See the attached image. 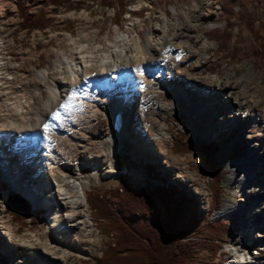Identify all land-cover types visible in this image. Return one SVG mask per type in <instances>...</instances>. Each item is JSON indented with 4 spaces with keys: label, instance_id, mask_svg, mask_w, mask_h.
Here are the masks:
<instances>
[{
    "label": "rangeland",
    "instance_id": "obj_1",
    "mask_svg": "<svg viewBox=\"0 0 264 264\" xmlns=\"http://www.w3.org/2000/svg\"><path fill=\"white\" fill-rule=\"evenodd\" d=\"M15 1L6 0L4 4L3 2L1 4L0 0V39L5 36V40L8 41L5 48L6 60L14 66L5 70L2 68L0 71V83L8 85L5 88L1 87L2 91H0L2 92L0 123L3 121L7 125L5 129L10 128L12 118L16 117L13 113L19 108L18 104L21 101L23 110H28L32 116H35V113L40 116L42 113L38 112L43 110L42 105L44 106L49 98V88L55 87L60 79L71 82L70 71L65 64H62V60L71 58L79 60V57L96 47L95 53L98 55L111 52L114 58L121 56L122 59L125 58L132 63L134 56L140 54L136 45L140 43L144 46L152 36L158 35L156 28L166 19L172 24L183 27V32L178 39L190 40L194 49L200 48L195 37H205L211 46L200 66L179 63L172 70L171 78L163 81L154 79L163 86L169 84L172 89L173 87L177 89L179 97H172L167 91H157L159 95L153 96L154 90H149V95L141 101L137 100L131 108L129 114L131 122L126 129L129 132L125 134L122 145L113 152L110 147L112 143L105 138V133L111 125L109 117L93 114L91 122L88 125L85 124L86 129L78 128L80 136L77 139H71L73 140L71 145L70 142L59 143L66 155L60 166L64 169V175L68 177L76 173L77 165H87V171L82 178L84 195L89 190L108 195L109 188L118 184L119 176L122 174H125L134 184L143 185L149 179L144 166L153 164L160 176L178 183L185 192L197 199V213L201 218L227 220L229 231L224 236L221 253L211 264H229L234 260L238 261L237 249L246 254L256 250L251 234L254 230H264V209L259 205L260 200H258L264 198V155L259 154L258 147L262 144L264 137L262 121L264 119V63L255 62L250 56L249 49L253 43V36L244 23L238 20V15L244 13L251 16L254 19V29L263 33L264 0H228L235 5L236 12L233 17L234 26L231 27L229 46L223 51L216 48L217 42L211 34L212 30L220 29L225 25L221 0H212V2H206L207 0H127L129 3L127 11L119 24L113 23V8L101 6L98 0L95 2L84 0L80 8L72 9L54 8L49 0H21L24 5L29 6V13L36 14L39 10H43L51 19V23L46 28H33L30 31L19 26L21 17L17 14ZM82 45L87 46L86 50L79 49ZM232 46L237 48V59L229 58V48ZM43 70L46 71V76H42ZM7 76H9L8 79ZM228 76L242 78L243 85L238 90H244L239 94V97L246 98L247 102L245 101L244 106L250 107L249 98L261 100L258 108L261 116L258 120L247 122L248 115H244L243 121L248 123V126L239 136L232 133L230 127H222L223 119L217 117L201 136L188 125V113H190V107L194 108L193 111L196 113L198 104L206 98L196 88L187 89L186 84L199 85L200 81H204L215 85L209 100L214 98L216 102L214 105L219 106L222 99H216L220 93L217 87ZM107 92L106 98L111 93ZM61 103L60 101L58 105ZM93 103L91 102V106ZM161 106L168 108L165 119H162L164 110ZM67 108H69L68 113L79 116L80 119H83L88 112V107L82 102L70 103ZM55 109H52L49 116L54 114ZM144 111L151 114L158 124L166 126V142L161 152L151 151L147 135H142L138 130L141 124L140 115ZM111 114L112 112L109 115ZM49 116L45 121H48ZM178 131H184L191 142L198 147L205 142H214L217 145V151L207 155L200 148L187 152L175 150L172 138ZM229 138L233 144L226 159L231 162V165L225 164L219 157L222 146L228 143ZM113 143L117 144L119 141L116 139ZM236 147L243 150L242 155L232 156V151ZM169 159L173 162L171 163ZM245 160L251 162L250 171L246 173L249 179L247 183L227 184L235 180L234 175L241 173L243 170L241 164ZM12 161L11 157L7 160L10 163L9 170L13 165ZM212 162L222 172L221 187L224 190L220 206L213 210L211 209L212 179L208 173L209 164ZM92 164L98 166L97 172L92 171ZM31 171V168L23 166L24 181L29 180ZM150 181L152 184L158 182L155 179ZM58 183L62 184L61 181ZM65 184L71 186L72 182L67 180ZM8 187L7 180L0 177V264H41L43 257L41 249L47 245L52 227L50 218L53 212H58L60 216L62 210L54 203L49 207H43L48 210L38 215L32 210L24 214L20 213L6 203L11 194L8 193L7 196L5 194ZM15 193L20 194L16 189ZM224 209L225 212L220 214ZM87 210L89 221L86 231L74 229L62 233L65 242H69L72 249L81 252V256L71 257L70 264H95V259L103 254L105 247L114 237L104 228L102 222L96 219L89 205ZM22 220L25 223H21ZM4 231L13 232L14 239L17 240H23L24 237L32 240L36 244L37 254L28 259L31 256L30 250L19 246L17 242L12 244L10 237ZM56 236L58 237L55 234V238ZM233 248L238 253L234 252ZM206 252V249L202 250L205 258H207ZM19 260L25 261L18 262Z\"/></svg>",
    "mask_w": 264,
    "mask_h": 264
},
{
    "label": "bare ground",
    "instance_id": "obj_2",
    "mask_svg": "<svg viewBox=\"0 0 264 264\" xmlns=\"http://www.w3.org/2000/svg\"><path fill=\"white\" fill-rule=\"evenodd\" d=\"M2 2L4 4L6 0H1V4ZM206 2H212V0ZM156 30L158 35L152 36L146 45L143 46L140 43L136 45L140 54L134 56L132 63L125 58L122 59L121 56L114 58L111 52L98 55L95 53L96 47L79 57V60L76 58L62 60V64H65L70 71L71 82L60 79L55 87L49 88V98L45 105H42L43 110L38 112L42 114L39 116L35 113V116H32L28 110H23V102L21 101L18 104L19 108L13 113L16 117L12 118L10 128L5 129L4 127L7 125L3 121L0 123V165H2L0 177L7 180L9 185L5 192L6 196L8 193H11L9 196L13 195L16 189L29 203L30 211L32 210L31 201L33 197L37 198L38 205L42 208L56 203L62 210L60 216L57 214L58 212H53L50 218L52 227L48 235L47 245L41 249L43 256L41 264H70L69 260L72 256H81L80 251L72 249L69 242H65L62 233L74 229L84 232L87 230L89 221L88 203L82 182L87 168L79 164L82 166V170L77 169L74 175L66 177L63 172L64 169L60 166L66 155L59 143L67 144L70 142L71 145V141H73L71 139H77L80 136L78 128L86 129L85 124L88 125L91 122L93 114L104 115L109 117L111 121L109 114L115 110H122L124 113L122 128L116 132L110 125L109 130L105 133V138L112 143L111 152L115 151L122 145L125 134L129 132L126 130L131 122L129 114L137 100L145 99L151 89L155 92L152 94L153 96L159 95L157 91H167L172 97H179L177 96V89L174 87L172 89L169 84L163 86L154 79L163 81L171 78L172 70L179 63L192 64L194 67L200 66L211 46L205 37H195L200 45L199 49H194L188 39H178V36L183 32V27L172 24L168 19L164 20V23L158 26ZM7 42L5 36L0 39V71L2 68L5 70V68L14 67L6 60ZM86 48V45H82L79 49L86 50ZM41 74L46 76V71L43 70ZM0 85V91H2L1 87L8 86L2 85V83ZM242 85V78L237 79L235 76H228L217 87L220 93L216 99H222V103L217 106V104L214 105L216 103L214 98L209 100L215 85L204 81H200L199 85L187 83V89L196 88L206 98L201 104H198L196 113L193 111L194 108L190 107L188 125L202 136L207 128L212 125L214 118L218 117V119H223L222 127H230L232 133L241 135L248 126V123L243 121L244 115H248L247 122L258 120L261 116L258 110L261 102L259 98H249L250 107L244 106V103L247 102L245 96L239 97V94L244 90H238ZM254 88L257 87L254 86ZM107 91L111 93L106 98ZM58 101L62 103L58 105ZM76 102H82L88 107V112L83 119L68 113V104ZM91 102H94L92 106ZM98 105L100 106L98 107ZM53 108H56L55 112L49 116ZM161 108L164 110V113L162 111V119H165V112L168 111V108L163 106ZM193 114L194 116L191 118L190 115ZM48 116L50 118L45 121ZM140 121L138 130L142 135H147L150 150L161 152V148L166 142V126L158 124L157 120L145 111L140 115ZM262 121L264 123V119ZM116 139L119 143L114 144ZM227 141L228 143L222 146L219 157L225 164L231 165L226 157L233 142L230 138ZM258 147L259 154L264 155V137L262 144ZM10 157L13 158L12 166L14 168L9 170L10 163L7 160ZM169 161L173 162L171 159ZM250 164L249 160L242 162L243 170L241 173L234 175L235 180L229 181L227 184L232 182L237 185L238 183H247L248 175L246 173L250 171ZM23 166L32 169V174L27 182L24 181L25 179L23 180ZM92 166V171L97 172L98 166L95 164ZM53 180L54 183L51 182ZM67 180H71V186L65 184ZM60 181L62 184L58 183ZM12 182L15 183L14 190H11ZM33 184L35 185L34 188L31 187ZM258 200H260L259 205L264 209V198ZM45 210L43 209V211ZM224 212L225 209L220 214ZM1 228L4 227L1 226ZM4 230L6 229L4 228ZM4 232L8 234L12 244L17 242L19 246L30 250L31 256L27 257L28 259L37 254L36 244L32 240L26 237L23 240H17L14 239L13 232ZM55 234L58 237L55 238ZM251 239L256 250L246 254L237 249L240 256L239 260H234L229 264H264V230H254ZM235 248L233 251L237 252ZM24 261L19 260L18 262ZM13 262L15 261L13 260Z\"/></svg>",
    "mask_w": 264,
    "mask_h": 264
},
{
    "label": "trees",
    "instance_id": "obj_3",
    "mask_svg": "<svg viewBox=\"0 0 264 264\" xmlns=\"http://www.w3.org/2000/svg\"><path fill=\"white\" fill-rule=\"evenodd\" d=\"M95 2L96 0H91ZM54 8H80L84 0H49ZM103 7L113 8V23L119 24L127 11V0H98ZM225 25L211 31L219 51L229 46L235 5L221 0ZM17 14L21 17L19 26L30 31L44 29L51 19L43 10L36 14L28 12L29 6L16 0ZM242 21L253 36L250 56L255 62L264 63V32L254 29V19L239 13ZM229 58L237 59V48H229ZM172 145L179 152L200 148L204 153L217 151L214 142H205L201 147L192 143L184 131H178L172 138ZM236 147L232 156L242 155ZM125 158V156H123ZM214 162L209 164L212 179L211 209H217L224 193L221 187L222 172ZM123 165V164H122ZM149 179L143 185L134 184L125 174L119 176L117 185L109 188L108 195L89 190L86 200L104 228L113 234L103 254L95 264H211L221 253L224 236L229 227L226 219L201 218L197 213V199L185 192L176 182L160 176L153 164L144 166ZM150 179L158 182L152 184ZM21 223H25L24 220ZM206 249L207 258L202 254ZM1 257V254H0Z\"/></svg>",
    "mask_w": 264,
    "mask_h": 264
},
{
    "label": "water",
    "instance_id": "obj_4",
    "mask_svg": "<svg viewBox=\"0 0 264 264\" xmlns=\"http://www.w3.org/2000/svg\"><path fill=\"white\" fill-rule=\"evenodd\" d=\"M7 205L18 210L20 213H27L29 212L30 208L26 200L23 198L17 196V195H11L7 199Z\"/></svg>",
    "mask_w": 264,
    "mask_h": 264
},
{
    "label": "built area",
    "instance_id": "obj_5",
    "mask_svg": "<svg viewBox=\"0 0 264 264\" xmlns=\"http://www.w3.org/2000/svg\"><path fill=\"white\" fill-rule=\"evenodd\" d=\"M6 35H7V33H6ZM1 47V46H0ZM11 80V79H10ZM0 81H1V78H0Z\"/></svg>",
    "mask_w": 264,
    "mask_h": 264
}]
</instances>
